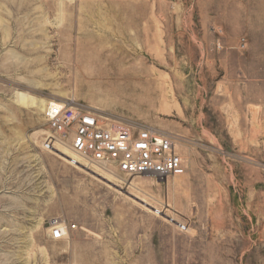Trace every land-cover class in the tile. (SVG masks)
Segmentation results:
<instances>
[{"label": "rangeland", "instance_id": "obj_1", "mask_svg": "<svg viewBox=\"0 0 264 264\" xmlns=\"http://www.w3.org/2000/svg\"><path fill=\"white\" fill-rule=\"evenodd\" d=\"M54 101L173 133L185 173L69 164ZM0 264H264V0H0Z\"/></svg>", "mask_w": 264, "mask_h": 264}, {"label": "built area", "instance_id": "obj_2", "mask_svg": "<svg viewBox=\"0 0 264 264\" xmlns=\"http://www.w3.org/2000/svg\"><path fill=\"white\" fill-rule=\"evenodd\" d=\"M48 133L43 147L75 167H94L124 176L149 175L158 180L185 173L176 136L152 125L102 115L73 101H54L45 112ZM61 156V155H60ZM62 157V156H61ZM66 227L53 221L51 237L61 239Z\"/></svg>", "mask_w": 264, "mask_h": 264}, {"label": "bare ground", "instance_id": "obj_3", "mask_svg": "<svg viewBox=\"0 0 264 264\" xmlns=\"http://www.w3.org/2000/svg\"><path fill=\"white\" fill-rule=\"evenodd\" d=\"M49 105H50V104H49ZM63 152H64V155H63L61 158H63L64 160H66L65 158H67L68 156L71 157L70 151L67 150L66 148L63 149ZM66 161H67V160H66ZM101 171L106 172V171H104V170H101ZM103 174H104V173H103ZM100 175H102V174H100ZM108 177H111V176L108 175Z\"/></svg>", "mask_w": 264, "mask_h": 264}]
</instances>
